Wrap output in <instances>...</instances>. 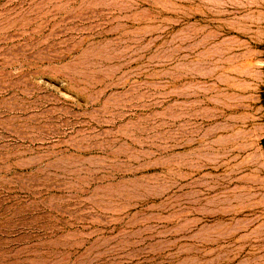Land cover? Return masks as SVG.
<instances>
[{
  "label": "rangeland",
  "instance_id": "rangeland-1",
  "mask_svg": "<svg viewBox=\"0 0 264 264\" xmlns=\"http://www.w3.org/2000/svg\"><path fill=\"white\" fill-rule=\"evenodd\" d=\"M263 139L264 0H0V264H264Z\"/></svg>",
  "mask_w": 264,
  "mask_h": 264
},
{
  "label": "bare ground",
  "instance_id": "bare-ground-1",
  "mask_svg": "<svg viewBox=\"0 0 264 264\" xmlns=\"http://www.w3.org/2000/svg\"><path fill=\"white\" fill-rule=\"evenodd\" d=\"M175 207V206H174ZM192 207H193V205H192ZM171 208H172V206H171ZM185 210V209H184ZM184 210H182V211H184ZM192 210V209H191ZM180 211H181V209H180ZM180 213V212H179ZM178 214V213H177ZM176 214V215H177ZM203 216V215H202ZM195 217V216H194ZM189 218V217H188ZM191 218V217H190ZM215 218V217H214ZM219 218H220V216H219ZM177 219V218H176ZM201 219V218H200ZM211 219V218H210ZM195 220V219H194ZM196 221H197V219H196ZM182 222V221H181ZM180 222V223H181ZM188 222V221H187ZM194 222V221H193ZM183 223V222H182ZM178 225V224H177ZM183 225V224H182ZM179 226V225H178ZM197 226V225H196ZM184 227V226H183ZM186 227V226H185ZM198 227V226H197ZM188 228V227H187ZM179 229V228H178ZM192 232V231H191ZM191 234V233H190Z\"/></svg>",
  "mask_w": 264,
  "mask_h": 264
},
{
  "label": "trees",
  "instance_id": "trees-1",
  "mask_svg": "<svg viewBox=\"0 0 264 264\" xmlns=\"http://www.w3.org/2000/svg\"><path fill=\"white\" fill-rule=\"evenodd\" d=\"M261 145H262V148L264 150V139L262 140Z\"/></svg>",
  "mask_w": 264,
  "mask_h": 264
}]
</instances>
